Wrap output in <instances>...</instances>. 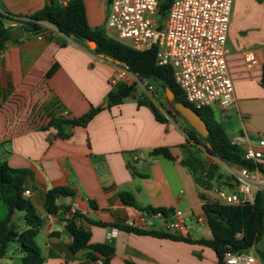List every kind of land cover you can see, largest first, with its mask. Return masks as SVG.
I'll use <instances>...</instances> for the list:
<instances>
[{
	"label": "crops",
	"instance_id": "obj_1",
	"mask_svg": "<svg viewBox=\"0 0 264 264\" xmlns=\"http://www.w3.org/2000/svg\"><path fill=\"white\" fill-rule=\"evenodd\" d=\"M50 2L0 0V12L25 18ZM84 2L89 25L106 29L110 1ZM40 35L42 40L25 32L24 39L8 41L1 55L0 160L29 171L24 187L43 219L36 236L43 264H98L104 258L97 252L91 257L90 250H71L73 236L67 225L75 213L83 216L78 224L91 233L90 244L114 249L109 264H223L207 246L133 233L126 223L150 213V208L165 210L167 216L180 210L193 226L187 236L179 237L211 239L203 206L206 201L218 202L219 192L236 191L232 184L238 182L240 168L207 152V158L195 154V142L188 141L175 111L156 107L166 119L160 122L149 106L139 105L146 98L152 100L146 92L137 91L123 104L104 108L116 85L117 62L95 54L87 43L51 24L46 23ZM248 53L257 58L253 68L245 61ZM227 60L235 103L225 110L212 107L215 119H220L233 143L240 139L244 150L258 147L264 139V0H234ZM92 108L103 110L86 127H67V139L49 126L58 118H79ZM157 148H168L173 159L153 154ZM260 180L259 189H264L262 174ZM59 187L75 194L60 197L58 210L50 213L46 194ZM123 193L132 195L134 205L124 203ZM23 216H16L21 229ZM155 221L156 228L146 230L164 232L162 222ZM111 229L118 230L114 238L108 237ZM24 255L14 242L0 251V264H22Z\"/></svg>",
	"mask_w": 264,
	"mask_h": 264
},
{
	"label": "trees",
	"instance_id": "obj_2",
	"mask_svg": "<svg viewBox=\"0 0 264 264\" xmlns=\"http://www.w3.org/2000/svg\"><path fill=\"white\" fill-rule=\"evenodd\" d=\"M173 2L174 0L159 1L158 15L161 16V19L166 18ZM11 23H18L20 27L24 28L28 36L31 34L39 35L44 32L47 23L55 26L62 34L73 37L77 41L82 43L94 42L96 44L95 54L126 64L134 74L149 80L153 86L157 85L165 93L167 90L174 92L175 102L192 107L176 84L171 67L158 65L157 45L145 51H137L111 38L106 29L92 28L87 20L84 0H51L42 10L25 18L0 12V59L6 43L13 40L10 32L19 27L13 28ZM160 27L162 28V25ZM56 69L57 66L51 70L49 76ZM261 84L264 88V67ZM136 92V84H116L107 97L109 107L123 104L126 99ZM139 105L149 106L158 121L166 122V119L161 117L156 106L149 98L141 100ZM192 108L204 119L210 134L207 137H202L191 127L186 133L188 141L202 144L210 156L221 160L225 164L235 165L240 169L247 168L250 171L258 170L264 176V165L245 159V150L229 139L224 127L215 119L212 108L201 110ZM102 110V108H92L79 118H58L53 120L49 126L57 129L60 138L67 139L70 137L69 133L66 132L67 127H86ZM175 112L179 114L177 111ZM152 153L173 159L168 148H157ZM28 177V170L13 168L7 162L0 160V251H4L9 245L17 242L21 245L25 254L22 264H43L44 259L41 249L36 242V236L43 225V219L37 212L33 202L24 196L26 191L24 186ZM74 194L71 189L66 187L49 190L46 194L47 210L50 213L56 212L58 210L57 200L60 197H69ZM122 198L125 204L134 205V198L131 194L123 193ZM147 211L167 215V212L162 209L150 208ZM203 211L212 233L211 239L192 241L189 238H182L166 232L127 226L126 229L141 235L184 240L207 246L216 253L222 263L224 255L228 251L242 253L256 248L258 254L264 256V252L257 248L259 242L264 239V189H259L256 192L252 203L233 206L206 201ZM18 213H24V229H21L20 224L16 221ZM82 218L83 216L75 213L68 219L67 228L73 236L71 250L73 252L90 250V255L93 258H95L94 252L100 253L104 257V264H109L115 253L114 249L104 244H90L91 233L78 224V221ZM121 228H125V226H121ZM127 264L134 263L128 262Z\"/></svg>",
	"mask_w": 264,
	"mask_h": 264
},
{
	"label": "built area",
	"instance_id": "obj_3",
	"mask_svg": "<svg viewBox=\"0 0 264 264\" xmlns=\"http://www.w3.org/2000/svg\"><path fill=\"white\" fill-rule=\"evenodd\" d=\"M110 13L106 22L107 34L137 51H145L157 45L159 66L172 69L176 84L186 101L195 109L220 106L228 109L235 103V82L227 60V41L231 26L234 0H174L165 22L160 27L158 18L160 0H109ZM11 23V27H18ZM39 40L42 35L37 36ZM247 66L253 68L257 58L253 53L245 56ZM143 80L150 90L149 80L134 74L129 66L118 63L113 82L129 83L130 78ZM241 140L234 143L241 145ZM245 159L263 164L264 139L258 147L245 149ZM264 165V164H263ZM258 170L242 168L237 176L238 184L233 193H218V202L224 205L252 203L262 186ZM30 191H25L27 198ZM155 219L161 221L164 232L175 236H187L191 232L188 218L178 210L172 215L147 213L130 220L127 227L156 228ZM117 229H111L108 237L114 238ZM104 264V259L98 260ZM223 264H262L254 248L246 252L225 253Z\"/></svg>",
	"mask_w": 264,
	"mask_h": 264
},
{
	"label": "rangeland",
	"instance_id": "obj_4",
	"mask_svg": "<svg viewBox=\"0 0 264 264\" xmlns=\"http://www.w3.org/2000/svg\"><path fill=\"white\" fill-rule=\"evenodd\" d=\"M158 18H159L160 24L163 25L165 22V18L161 19V16H158ZM128 82L136 84V90L137 91L146 92L150 96V98H152V101L155 102V105L157 108H159L165 112H166V110H169L171 112L175 111L173 103L168 100L167 92L165 93L164 90H162L157 85H154V87H155L154 90H150V89H148V87L146 86V84L143 80L139 81V80L135 79V81H134L133 78L131 77ZM174 116H175V118L178 119V121L182 122V124H183L182 126H184V129L186 130L185 132L187 133V131L191 128L189 123L181 115H179L177 113H175ZM217 121L220 122V119L217 118ZM193 148H195L194 153L197 155L199 154L198 156L200 158H207L206 150L202 144L194 143ZM223 179H224V176H223ZM218 185L221 186L223 189H225L222 186V183H219ZM188 225H189V227H191V225L193 226V224L191 222H189ZM40 240H41V238H40ZM15 246L18 248L17 244H15ZM258 249H260L262 252H264V240L259 242ZM259 258H260V261L262 262V264H264L263 254L262 255L259 254Z\"/></svg>",
	"mask_w": 264,
	"mask_h": 264
},
{
	"label": "water",
	"instance_id": "obj_5",
	"mask_svg": "<svg viewBox=\"0 0 264 264\" xmlns=\"http://www.w3.org/2000/svg\"><path fill=\"white\" fill-rule=\"evenodd\" d=\"M10 36L13 40H22L25 38V30L22 27L16 28L10 32ZM88 46L91 50L96 49V44L94 42H88ZM168 100L173 103L175 111H177L188 123L189 125L202 137H207L210 134V130L204 121V119L197 113L192 107L184 105L180 102H175L174 92L167 90ZM108 104L103 107L106 108ZM211 147L210 144H208ZM238 182L234 181L232 186L237 185Z\"/></svg>",
	"mask_w": 264,
	"mask_h": 264
}]
</instances>
